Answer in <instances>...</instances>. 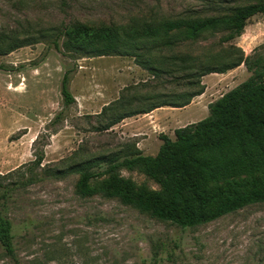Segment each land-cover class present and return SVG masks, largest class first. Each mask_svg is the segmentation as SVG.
<instances>
[{"label": "rangeland", "instance_id": "1", "mask_svg": "<svg viewBox=\"0 0 264 264\" xmlns=\"http://www.w3.org/2000/svg\"><path fill=\"white\" fill-rule=\"evenodd\" d=\"M251 1L254 2L0 0V33H12L16 38L37 32L48 35L42 43L0 56V62L6 66V70H0V215L12 223L15 247L11 257L0 245V264H264V203L204 226L182 229L118 199L102 194L81 197L76 192L78 175L57 177L52 173L116 153L137 142L135 134L147 139L150 146L151 151H143L144 155L156 156L153 142L159 129L141 131L142 121L135 116L124 126L118 124L102 131L101 122L107 120L97 115L121 94L140 98L131 100L127 107L137 110L163 101H143L148 95L186 90L176 82L170 83V77L165 78V83L153 80L132 58L65 55L51 44L61 31L67 27L78 33L70 37L74 41L112 30L121 34V29L134 36L147 25L158 27L194 15L218 16L223 14V7L244 6ZM222 36L224 33H218L161 54H189L207 65L232 62L230 52H234V46L246 56H264V14L251 18L240 38L222 44ZM68 39L63 36L61 46ZM68 72L70 92L75 99L70 106L64 104L62 95V81ZM250 76L247 68L241 66L224 76L204 77L205 85L210 87V103ZM208 106L209 103L199 109L194 106L180 112H160L157 116L172 123L206 111ZM208 115L206 111L201 120ZM44 143V162L34 170L38 178L26 186L19 185L30 177L35 153ZM106 167L101 164L93 170L102 172ZM117 173L135 192L162 190V173L148 175L127 168ZM108 177L101 176L96 184Z\"/></svg>", "mask_w": 264, "mask_h": 264}, {"label": "trees", "instance_id": "2", "mask_svg": "<svg viewBox=\"0 0 264 264\" xmlns=\"http://www.w3.org/2000/svg\"><path fill=\"white\" fill-rule=\"evenodd\" d=\"M253 1L244 6L223 7V14L218 16L201 18L194 15L168 21L158 27L147 25L134 36H128L121 29V34L112 30L101 36L74 41L70 37L78 33L69 31L67 27L61 31L51 44L65 55L82 53L90 57L113 55L132 58L153 80L165 83V78L170 77V83L176 82L178 86L186 88L177 94L161 92L148 95L143 101H163L150 103L137 110H127V107L131 100L140 98L124 96L122 91L124 95L121 94L97 115L107 120V123L101 122L102 131L113 129L127 118L149 114L159 108H185L195 97L204 94L206 87L202 80L210 74H226L244 65L251 76L210 103L206 118L176 129L175 140L161 134L163 143L156 156L144 155L137 142H134L116 153L94 157L52 173L57 177L78 175L80 179L76 192L81 197L92 198L102 194L108 199H118L124 205L182 229L204 226L249 206L263 204L264 56L258 53L246 56L243 50L234 46L231 48L234 52H230L234 59L232 62L207 65L199 63L189 54H161L164 50L185 43L190 46L218 33H224L221 37L222 44L240 38L248 21L258 14H264V0ZM63 36L69 39L61 46ZM47 37L43 32L24 38H16L12 33H0V56L42 43ZM0 70H6L1 62ZM69 85L68 72L62 81V95L66 106L75 102ZM45 146L46 143L35 153L30 177L19 185L26 186L36 181L38 175L34 170L42 167ZM101 164L107 165L104 171L93 170ZM122 168L137 169L148 175L162 173V190L154 193L135 192L129 183L119 178L117 171ZM104 175L109 177L97 185L98 178ZM7 192L5 188L4 194ZM12 231L11 221L0 215V245L8 256L14 257Z\"/></svg>", "mask_w": 264, "mask_h": 264}, {"label": "crops", "instance_id": "3", "mask_svg": "<svg viewBox=\"0 0 264 264\" xmlns=\"http://www.w3.org/2000/svg\"><path fill=\"white\" fill-rule=\"evenodd\" d=\"M244 66V65H242ZM138 67V65H137ZM241 67V66H240ZM238 67V68H240ZM141 68V67H140ZM236 68V69H238ZM234 69V70H236ZM233 71V70H231ZM229 71V72H231ZM228 72V73H229ZM226 73V74H228ZM226 74H218V75H226ZM206 77V76H205ZM205 80V81H203ZM202 82L205 85L206 79L203 78ZM206 89L204 94H202L201 96H197L193 99L192 103L189 104L188 106H186L185 108H171V107H163V108H159L156 109L155 111L149 113V114H144V115H139V119L137 121H142L141 122V126L140 129L141 131H145V132H153V130L156 128L157 132L159 129V133H157V135H155V141L153 142V146H154V151H159L161 145H162V140L160 139V135L161 134H165L167 135L170 139L175 140L174 136H175V130L181 127H185L187 125L193 124L196 121L198 122L199 120L202 119V117H204L206 115V111L208 110H203L202 112H200L199 114L190 116L186 119H177L175 122H168V119L165 118H160L157 115L160 112H180V111H184V110H188V109H192L194 106H196L197 109L204 107L207 103L210 104L212 97H210L211 93H210V87H207L205 85ZM199 104H202L201 106ZM198 115H200L198 117ZM129 118L125 119L122 123H119V125L121 124V126H124L126 124H128ZM193 119L195 120V122L193 121ZM174 127V130H172L171 128ZM116 128V127H115ZM167 128V129H166ZM169 128V129H168ZM133 138H138L137 139V146L140 150L142 151H151L150 150V146L146 144V140L143 137H140L139 135H133Z\"/></svg>", "mask_w": 264, "mask_h": 264}]
</instances>
